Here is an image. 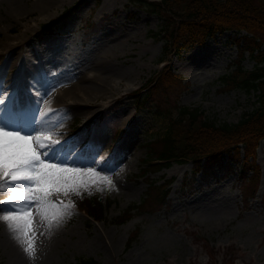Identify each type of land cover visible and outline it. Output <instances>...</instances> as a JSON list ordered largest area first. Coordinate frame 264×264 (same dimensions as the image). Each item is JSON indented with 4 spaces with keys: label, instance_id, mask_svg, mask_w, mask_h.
Instances as JSON below:
<instances>
[{
    "label": "rangeland",
    "instance_id": "1",
    "mask_svg": "<svg viewBox=\"0 0 264 264\" xmlns=\"http://www.w3.org/2000/svg\"><path fill=\"white\" fill-rule=\"evenodd\" d=\"M89 20L97 24L91 34ZM161 22L157 12L134 0H0V104L26 96V90L56 92L77 76L107 78L103 92L66 91L50 119L56 122L55 132L45 126L43 133L35 127L21 129V135L66 141L57 152L73 157H57L63 162L57 166L75 168L80 175L69 196L50 197L63 207L49 209L60 215H52L53 239L46 252L23 251L0 218L1 264H75L80 256L104 264H264V137L256 150L261 173L254 192V183L240 173V160L227 154L215 171L193 172L189 160L150 170L148 177L139 174L153 138L164 134L178 105H200L210 116L233 121L257 103L256 90L226 88L221 78L239 64L255 65L245 29L216 31L172 52L164 50L163 39L153 32ZM166 63L183 75L184 86L167 92L155 87L151 99L141 104L134 93L147 92ZM15 90L18 94L5 96ZM98 137L97 150L81 159L86 154L82 149ZM153 176L156 182L173 178L164 203L147 195ZM83 193H96L107 203L102 218L79 207L75 197ZM7 199L6 186L0 187V201ZM134 201L142 204L119 221L118 215ZM36 209L31 218L44 210ZM0 212V217L9 215Z\"/></svg>",
    "mask_w": 264,
    "mask_h": 264
},
{
    "label": "trees",
    "instance_id": "2",
    "mask_svg": "<svg viewBox=\"0 0 264 264\" xmlns=\"http://www.w3.org/2000/svg\"><path fill=\"white\" fill-rule=\"evenodd\" d=\"M134 1L146 4L162 18L161 27L153 32L163 39L166 51H181L196 42H203L216 31L245 29L243 36L246 38V47L256 58L255 65L246 68L239 64L230 72L222 74L221 78L226 88L238 86L257 91L254 107L233 121L210 116L200 105H178L177 114L172 117L164 134L153 138L152 142L150 140L145 165L139 174L147 176L150 170L161 169L174 161L189 160L193 162V172L200 169L215 171V165L227 154L234 160H240V173L247 177V183H254V192L261 173L260 165L255 161L256 150L260 139L264 137V0ZM86 29L87 34H91L97 29V24L89 20ZM182 79L183 75L166 63L153 76L147 92L137 90L134 94L141 104H145L151 99L155 87L164 92L174 87L179 90L184 86ZM241 151H244L243 155H240ZM248 168H252V173L247 174ZM172 179L168 177L156 182L154 176L149 178L152 188L148 189L147 195L151 193L157 202L164 203L168 200ZM75 200L90 216L100 219L104 215L107 203L96 193H83L77 195ZM141 204L134 201L127 205L118 215L119 221L127 219ZM136 236L130 237V243ZM75 264L104 263L93 256H80Z\"/></svg>",
    "mask_w": 264,
    "mask_h": 264
},
{
    "label": "snow or ice",
    "instance_id": "3",
    "mask_svg": "<svg viewBox=\"0 0 264 264\" xmlns=\"http://www.w3.org/2000/svg\"><path fill=\"white\" fill-rule=\"evenodd\" d=\"M0 95H3V91H0ZM37 132L43 133V130L39 128ZM63 144L57 146L50 140L45 142L42 135H21L19 131H5L0 126V187L6 186L8 193V199L0 201V211L9 212V215L0 218L5 221L24 220L26 230H31L32 208L49 210L63 207L53 204L51 195L58 197L63 193L65 197L69 196L78 184L77 177L80 175L75 168L57 166L63 163L57 159V149L62 148ZM107 162L105 159L103 164ZM88 174L96 175L94 172ZM2 205L9 207L5 209ZM52 215L60 213L53 211ZM24 235L27 236V231ZM26 251L32 252L30 241Z\"/></svg>",
    "mask_w": 264,
    "mask_h": 264
},
{
    "label": "bare ground",
    "instance_id": "4",
    "mask_svg": "<svg viewBox=\"0 0 264 264\" xmlns=\"http://www.w3.org/2000/svg\"><path fill=\"white\" fill-rule=\"evenodd\" d=\"M13 1L16 2L17 0H13ZM5 59H7V58H5ZM20 62H22V61H20ZM17 72H18V70H17ZM100 75H102V74H100ZM96 76L97 75L95 73L93 75H91L90 78H89V76H86V75L85 76H77L78 78L76 79V81L73 80L74 82L67 84V86H65L64 88L59 87V89L56 92H53L50 94H47V93L44 94L42 90H40L36 94H31L28 90H26V92L24 93L26 96H20L16 99V101H15V99L14 100L6 99V101H4V102L2 101L3 103L0 104V126H3L5 128V131L15 130V131H19V132H21V129L23 130L26 128H34V127L42 129L43 128L42 126H45L46 130L48 132H55L54 131L55 125L53 126V124H55L56 122H52V120H50V119H51V117H53L52 114L55 113V110L57 111V109H58L57 107L60 106V104H59L60 100L59 99L66 96L67 90H69V91L71 90L74 95L75 94L78 95L81 91L82 92L88 91V92H92V93L94 91H102V85L106 84V82L104 83V81L107 78H105V77L97 78ZM92 77H93V79H91ZM94 78H95V80H94ZM97 79H99V80H97ZM108 80H109V78H108ZM13 85H15V84H13ZM108 88H109V86H108ZM18 92H19L18 90H15L14 93L8 92V93H6L5 96H11V95L13 96V95L18 94ZM51 92H52V90H51ZM92 93H90V94H92ZM67 95H69V94H67ZM87 97H89V96H87ZM61 101H62V99H61ZM85 102H87V101H85ZM63 103H65V102H63ZM113 103H115V102H113ZM56 104H58V105L56 106ZM109 106H112V105H109ZM42 130H44V129H42ZM39 133H41V132H39ZM62 133H64V132L62 131ZM20 134H22V133H20ZM42 136H43V140L45 142H48V139H50L48 136H44V135H42ZM61 136H62V134H61ZM101 140H102V137H98L96 139H93L92 143H90L89 145L84 147L82 150L86 151V154L81 159H84V160H85V158L87 159L89 156L88 153H91V152L97 150L98 142H102ZM57 141L60 142L61 144H63L64 140H61L60 138H58ZM54 142H55V140L53 139V143ZM58 146H59V144H58ZM57 157L61 158V159H68V158H72L73 155H69L67 153L61 154V152H57ZM79 166H80V164H79ZM1 213L2 212H0V214ZM34 214H35V212H34ZM1 216H3V215H1ZM51 220H52V214H51L50 210H43L41 212H38L37 216L31 218V225H30L31 230H26L25 223L22 222L21 220L17 221V223L15 222V224L12 223V221H7V223H8L7 229L11 233L12 240H14L13 243L15 242L16 245H18L23 251L28 252V251H26V249L28 248V243L30 241L32 244V252L31 253H36V254L37 253H43V252H46L48 250V247H49V245L53 239V237L51 235V229H52L51 228ZM52 223H53V221H52ZM55 229H56V227H55ZM25 231H27V236L24 235Z\"/></svg>",
    "mask_w": 264,
    "mask_h": 264
}]
</instances>
